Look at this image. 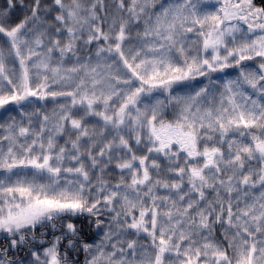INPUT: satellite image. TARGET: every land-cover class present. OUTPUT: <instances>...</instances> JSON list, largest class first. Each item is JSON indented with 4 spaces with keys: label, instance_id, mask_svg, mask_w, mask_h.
I'll return each instance as SVG.
<instances>
[{
    "label": "snow or ice",
    "instance_id": "1",
    "mask_svg": "<svg viewBox=\"0 0 264 264\" xmlns=\"http://www.w3.org/2000/svg\"><path fill=\"white\" fill-rule=\"evenodd\" d=\"M0 264H264V0H0Z\"/></svg>",
    "mask_w": 264,
    "mask_h": 264
}]
</instances>
